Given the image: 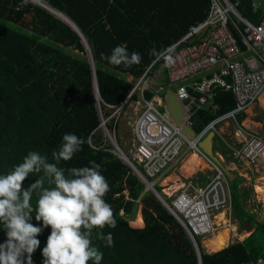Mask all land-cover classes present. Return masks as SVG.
<instances>
[{
	"label": "trees",
	"instance_id": "16d2710c",
	"mask_svg": "<svg viewBox=\"0 0 264 264\" xmlns=\"http://www.w3.org/2000/svg\"><path fill=\"white\" fill-rule=\"evenodd\" d=\"M40 1L78 27L89 45L93 68L83 38L61 16L31 0L23 7L22 0H0V174L22 162L31 150L55 163L52 152L58 150L62 136L74 133L85 141L82 150L58 167L91 166L95 161L110 186L105 200L112 206L117 223L115 228L106 226L102 231L112 234L114 244L107 247L96 239L95 229L92 238L93 245L103 252L101 264H257L264 259V218L257 221L255 214L244 208L249 192L239 187L241 177L229 184L231 211L238 225L250 234L213 252L205 251L201 239L196 238L199 259L185 228L151 191L145 190L100 127L102 118L119 144V121L113 113L118 107L125 111L137 98L133 90L155 61L151 50L159 52L181 40L192 25L206 19L211 0ZM230 1L253 23L264 14V0L256 8V0ZM235 36L240 43L236 32ZM120 44L129 53H140L141 63L125 68L102 58V53L110 55ZM160 64L157 61L154 69ZM164 85L168 86L166 77ZM154 95L150 89L145 90L146 99ZM233 107L232 93L219 90L213 100L195 112L194 131L202 132L215 117ZM243 117L244 113L239 120ZM224 147L219 142L218 149ZM134 165L141 169L137 162ZM40 177L42 172L29 174L22 189ZM35 200L34 194L33 204ZM138 205L141 223L135 225L144 226L133 228L130 222ZM30 222L42 226V221L35 220V213ZM50 231V227L43 228L37 236L40 245L32 254L33 264H43L42 249ZM6 238L0 226V243Z\"/></svg>",
	"mask_w": 264,
	"mask_h": 264
},
{
	"label": "built area",
	"instance_id": "2783aa9c",
	"mask_svg": "<svg viewBox=\"0 0 264 264\" xmlns=\"http://www.w3.org/2000/svg\"><path fill=\"white\" fill-rule=\"evenodd\" d=\"M170 48L174 50L171 66H165L161 59L160 67L154 69L157 61L153 62L133 90L140 91L144 109L135 122V151L132 159L127 157L141 165V169L136 167L139 180L153 189L155 179L189 152L210 163L213 174L205 186L190 184L173 195H161L168 211L196 240L214 232L216 216L231 206L229 183L222 170L199 148L200 142L210 132L219 135L221 124L232 122L239 139L232 145L225 142L230 156L249 170L264 156V137L244 130L238 120L264 92V14L258 23H253L230 0H211L206 19L192 25ZM211 69L214 70L210 76L195 77ZM161 70L168 80V89L176 93L182 105V126L156 100L162 87L153 88L151 83ZM147 89L155 92L151 99L145 97ZM219 90L232 93L234 107L215 117L202 132H195L194 138L190 137L182 127L193 129L195 112L213 100ZM107 136L112 137L109 133ZM257 264H264V259Z\"/></svg>",
	"mask_w": 264,
	"mask_h": 264
},
{
	"label": "clouds",
	"instance_id": "9594fccd",
	"mask_svg": "<svg viewBox=\"0 0 264 264\" xmlns=\"http://www.w3.org/2000/svg\"><path fill=\"white\" fill-rule=\"evenodd\" d=\"M28 2L22 0L20 7ZM173 51L170 47L159 52L152 49L150 55L155 57L154 62L163 59L165 66H171ZM101 56L112 65L125 68L139 65L142 60L140 53H129L123 44L115 46L110 55ZM84 143L76 134L65 133L58 150L52 152L55 163L31 150L22 162L0 174V226L7 237L0 243V264H25V258L27 264H33L32 254L40 245L37 236L48 227L51 231L42 249L43 264H89V261L101 264L103 252L92 243L93 231L98 230L96 239L112 247V234L102 230L106 226L115 228L117 223L112 206L105 200L109 183L100 171L101 165L95 161L90 162L91 166L58 167L61 161H69L81 151ZM41 172L43 177L22 189L29 174ZM33 213L42 226L30 222Z\"/></svg>",
	"mask_w": 264,
	"mask_h": 264
},
{
	"label": "rangeland",
	"instance_id": "374dc122",
	"mask_svg": "<svg viewBox=\"0 0 264 264\" xmlns=\"http://www.w3.org/2000/svg\"><path fill=\"white\" fill-rule=\"evenodd\" d=\"M256 1H259V0H256ZM151 75H153V73H151ZM162 76L163 75H160V77L156 81H154L152 83V85L157 87V88L160 85H162ZM139 93H140V91L137 92V98L132 99L130 101L128 108L125 111L122 112L121 107H118L115 109V112L113 113V115H116V117L118 118V121H119L118 133H119V139H120L119 144L120 145L118 144V142L116 140V135L113 134L112 137H113L115 143L118 144L119 147L121 146L123 148L122 150H124L125 153L128 154L129 156L133 155V153L135 151V146H136L135 133H134L135 122H136V119L139 116V114L144 109V102H143ZM263 122H264V103L261 100H258L250 108H248L247 111L245 112V116L242 119V122L240 121L243 129L247 130L248 132H251V130L252 131H254V130L260 131V126ZM244 124L246 127L244 126ZM229 132H230V130L228 129V131H226L227 134L224 136V138L230 145H232V144H234V143H231V140H230L232 134H228ZM263 137H264V135H263ZM216 139L220 140L218 138V136ZM218 143L219 142L217 141L216 144H218ZM121 147H120V149H121ZM224 151L226 153H224ZM214 152L220 155V157L222 158V162L225 165V167L227 169H231L230 164L232 163V159L230 156L229 148L225 146V148L216 150ZM191 153H193V152H189L187 155H189V154L191 155ZM186 156L184 158H182L172 168V170H174V172L178 173L181 176V179L178 180V184H181L182 182L187 183V181L191 180L193 177L196 178V175L189 176V175L184 174L182 171L183 163L189 159L188 158L189 156L187 158H186ZM205 163L207 165V168H202V170L206 171V175L211 176V172L208 168V166H210V163L207 160H205ZM245 169H246V171H242V169L237 170V171H235L233 168L231 169V170H233L234 173H236V174H234V176L242 177L243 180L240 184V187H247V188L253 189V186L255 184H258L260 186L263 185L262 183L264 182V169H261L259 172H256L255 169H252V170H249L247 168H245ZM251 172H253V173H251ZM197 177H199V175H197ZM174 185H175V187H178V185H176V184H174ZM155 189H157L156 185H155ZM157 191H159V190L157 189ZM160 193L163 195L162 192H160ZM166 200L169 201V199H166ZM243 206H244V208L250 210L251 212H253L255 214L256 220H258V221L263 220V218H264V198L263 197H261L260 195H258L255 192L253 194H248L243 201ZM139 213H140V205H138L136 214L134 216L135 218H133V220L130 222V226L133 228H142L140 226L135 225V223L136 224L141 223V218H140V216H138ZM223 213H224L225 218H224V220H222V222H221V220H219L218 216L216 217V220L214 223L215 231L212 232L207 237L201 238V240H200V245L207 252H212V249H210L211 247L207 246V241H209L216 233L221 231V229L223 230L225 227L230 230L226 245L228 243L244 239L248 235V233L250 232V231H246L245 229L241 228V226L238 225V223L234 220V218L232 217L231 206L227 210L223 211Z\"/></svg>",
	"mask_w": 264,
	"mask_h": 264
},
{
	"label": "crops",
	"instance_id": "0c3cea01",
	"mask_svg": "<svg viewBox=\"0 0 264 264\" xmlns=\"http://www.w3.org/2000/svg\"><path fill=\"white\" fill-rule=\"evenodd\" d=\"M257 3V5L261 2V0H259V1H256ZM215 69V68H214ZM214 69H211V70H208V71H204V72H202V73H199L198 75H196L195 77L197 78V79H201V78H204L205 76H209L208 74H211L212 73V71L214 70ZM160 75H163L162 76V85H160L158 88H160V87H162V89H160L157 93H156V100H158L159 101V103H160V105H161V107H165V102H166V100H165V98H166V94H167V92L168 91H170L169 89H168V87L169 86H166V85H164V80H165V73H164V71L163 70H161V72H160V74L158 75V77L156 78V79H154V81H156L159 77H160ZM153 81V82H154ZM152 82V83H153ZM152 83H151V85H152ZM153 86V85H152ZM153 88H157V87H155V86H153ZM259 100H261L263 103H264V92H263V94L260 96V98H259ZM205 106H206V104H205ZM204 107V106H203ZM214 110V109H213ZM244 116H245V113H244ZM244 118V117H243ZM242 118V119H243ZM242 119L241 120H239V122L241 121L242 122ZM244 126H245V124H244ZM246 127V126H245ZM228 129L230 130V132L228 133V134H232L231 135V138H230V140H231V143H236V140H238L239 139V134L238 135H236V129H235V127H233V123L232 122H226V123H223V124H221V127L219 128V135H216V137H215V139H214V147H213V151H216V150H219L218 149V146H219V143L218 144H216V142L218 141V142H221V143H223L224 144V146L226 145L225 144V142H227L226 140H225V138H224V136L227 134L226 133V131H228ZM194 130V129H193ZM251 132H253V133H257V134H260V135H264V122L261 124V126H260V131H252L251 130ZM217 136H218V138L220 139V140H217L216 138H217ZM228 143V142H227ZM229 144V143H228ZM225 148V147H224ZM215 153V152H214ZM197 154V153H196ZM215 154H217V153H215ZM190 155V154H189ZM189 155H187L186 156V158L189 156ZM191 155H192V153H191ZM190 155V156H191ZM198 155V154H197ZM219 157H220V155L219 154H217ZM190 156L188 157V158H190ZM203 161H204V163H205V158H202L200 155H198ZM220 159H221V161H222V158L220 157ZM231 159H232V163L230 164L231 165V169L233 168L235 171H237V170H240V169H242V171H246V169L245 168H247L246 166H245V164L244 163H242V162H239V161H237V160H235V159H233L232 157H231ZM189 160V159H188ZM188 160H186L184 163H186ZM183 163V166H182V171H183V173L184 174H186V175H189V176H193V175H196V178H192L191 180H188L187 181V183H184V182H182L181 184H178V180H180L181 179V176L178 174V173H176V172H174V170H172V168L174 167H172V168H169L168 170H166L165 172H163L159 177H157L156 179H155V181H154V188H155V185H156V187H157V189L159 190V191H157L160 195H162L160 192H162L163 193V195L164 196H166V195H173L174 193H177L178 191H180L181 189H183L184 187H186V186H188V185H194L195 187L197 186V187H203V186H205L206 184H207V182L209 181V179H210V177L212 176V170H211V167L210 166H208V168H209V170H210V172H211V176H208V175H206V171H204V170H202V168H207V165H206V163H205V165H206V167H199L194 173H192V174H190V173H187V172H185L183 169H184V166H185V164ZM223 163V162H222ZM224 165V164H223ZM225 166V165H224ZM231 169H229L232 173H233V175L234 174H236V173H234L233 172V170H231ZM252 169H255V171L256 172H259L261 169H264V156H263V158L260 160V162H259V164L256 166V167H253ZM251 169V170H252ZM254 171V172H255ZM251 173H253V172H251ZM197 175H199V177H197ZM237 177H239V176H234V179L235 178H237ZM242 178V177H241ZM189 179V178H188ZM243 180V179H242ZM174 184H176V185H178V187H175V185ZM263 185L262 186H264V182L262 183ZM256 186H260V185H258V184H255L254 186H253V189L251 188H247V187H240V188H242V189H247L248 190V192H249V194H253L254 192L255 193H257L258 195H260L258 192H257V190H256ZM156 190V189H155ZM254 191V192H253ZM162 195V196H163ZM262 197V196H261ZM165 206V205H164ZM140 214H141V212H140ZM142 216V215H141ZM219 216V215H218ZM217 217V216H216ZM135 218V217H134ZM258 221V220H257ZM142 222H143V220H142ZM144 226V223H143V225H142V227ZM251 232V231H250ZM250 232L248 233V235L250 234ZM247 235V236H248ZM246 236V237H247ZM245 237V238H246ZM243 240V239H242ZM238 241H240V240H238ZM217 251V250H216ZM213 252V251H212Z\"/></svg>",
	"mask_w": 264,
	"mask_h": 264
},
{
	"label": "water",
	"instance_id": "95a60500",
	"mask_svg": "<svg viewBox=\"0 0 264 264\" xmlns=\"http://www.w3.org/2000/svg\"><path fill=\"white\" fill-rule=\"evenodd\" d=\"M39 5H41L42 7L46 8L47 10L51 11L52 13H54V9H51V7H49L48 5H46L45 3L43 2H38ZM56 11V10H55ZM58 12V11H57ZM55 14V13H54ZM59 15L61 16H64L62 13L58 12ZM68 19V18H67ZM64 20V19H63ZM69 20V19H68ZM70 21V20H69ZM68 22V21H66ZM69 23V22H68ZM75 30H78L80 36L83 38L84 42H85V45L88 49V54L90 55L91 57V51H90V48H89V45L88 43L86 42L85 38L83 37V35L80 33V30L78 29V27L75 26L74 23H72L70 21L69 23ZM92 57H91V67L93 68V62H92ZM95 88H96V92H97V86H96V82H95ZM166 102H165V108L169 111L170 115H172V118L174 119V121L178 124H180V126H182V119H183V108H182V105L179 101V99L177 98V95L174 91H168L167 94H166V98H165ZM128 101V99L124 102L126 103ZM100 127L103 128V130L105 131V133H108L107 131V127H106V123H104V121L102 120L101 118V124H100ZM183 131L189 135L190 137L194 138L195 137V131L189 127H186V126H183ZM216 137V133L215 132H210L206 137L205 139L200 142L199 144V148L204 152V154L208 157L209 160H211V162H213L215 165H217L221 170L222 172L224 173L227 181L229 184H231L234 180V175L233 173L227 169L220 157L214 153L213 151V147H214V139ZM109 141L111 143V145L113 146L114 148V152L119 156V158L121 160H123L132 170L133 172L139 177V171L138 169L136 168V166L134 165V163L127 157V158H123L118 150H120V147L118 146V144L115 143L113 137H109ZM145 185V190H149L151 191L159 200L160 202L165 205V201L163 200V197L157 192V190L153 189L151 186H147L146 184ZM192 241H193V244H194V248H195V251L198 255V258L200 259V256H199V250H198V245L196 244V240L191 238Z\"/></svg>",
	"mask_w": 264,
	"mask_h": 264
},
{
	"label": "bare ground",
	"instance_id": "6f19581e",
	"mask_svg": "<svg viewBox=\"0 0 264 264\" xmlns=\"http://www.w3.org/2000/svg\"><path fill=\"white\" fill-rule=\"evenodd\" d=\"M53 11L55 14L59 15L57 11H55V10H53ZM59 16H61V15H59ZM61 17L70 23V21L67 19L66 16H61ZM118 152L123 158H127V155L124 153V151L122 149L118 150ZM199 167L200 168L206 167V165H205L204 161L196 153H192L189 160L185 163L183 170L187 173L192 174ZM256 190L260 194V196H262L264 198V186H256ZM218 217H219V220H221V222H222V220H224V218H225L224 213L223 212L220 213ZM229 233H230V230L227 229L226 227L223 230L221 229V231L216 233L209 241H207V246L211 247L210 249H212V251L219 250V249L223 248L227 243Z\"/></svg>",
	"mask_w": 264,
	"mask_h": 264
}]
</instances>
